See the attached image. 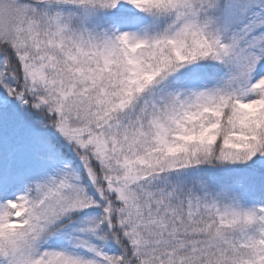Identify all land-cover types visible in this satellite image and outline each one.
I'll use <instances>...</instances> for the list:
<instances>
[{
	"label": "snow or ice",
	"instance_id": "snow-or-ice-1",
	"mask_svg": "<svg viewBox=\"0 0 264 264\" xmlns=\"http://www.w3.org/2000/svg\"><path fill=\"white\" fill-rule=\"evenodd\" d=\"M0 264H264V0H0Z\"/></svg>",
	"mask_w": 264,
	"mask_h": 264
}]
</instances>
